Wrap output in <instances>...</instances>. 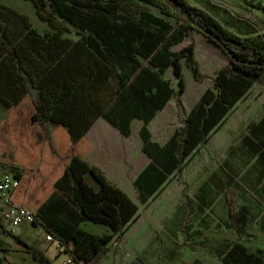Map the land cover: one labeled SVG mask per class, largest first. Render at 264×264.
<instances>
[{
	"label": "trees",
	"instance_id": "16d2710c",
	"mask_svg": "<svg viewBox=\"0 0 264 264\" xmlns=\"http://www.w3.org/2000/svg\"><path fill=\"white\" fill-rule=\"evenodd\" d=\"M30 1L35 15L47 23L42 32L26 14L0 4V106L7 110L0 120V166L19 179L13 201L36 209L32 224L52 236L68 263H88L138 216L134 200L81 158L91 149L84 138L91 124L102 116L128 136L130 121H142V150L151 162L134 186L139 195L141 183L155 193L165 174L181 168V160L205 142L228 108L264 79V50L187 0ZM189 30L228 57L231 75L219 70L213 87L189 111L182 137L175 140L174 134L168 146L159 147L149 141L147 125L173 92L162 75L171 67L182 87L179 59L185 57L199 76L191 44L178 53L171 49ZM72 33L77 37H69ZM88 173L96 189L86 182ZM224 188L229 215L237 223L233 187L227 183ZM83 221L111 232L90 233ZM11 235L35 261L54 264L41 249ZM221 264H264V250L249 251L236 242L223 252Z\"/></svg>",
	"mask_w": 264,
	"mask_h": 264
},
{
	"label": "rangeland",
	"instance_id": "374dc122",
	"mask_svg": "<svg viewBox=\"0 0 264 264\" xmlns=\"http://www.w3.org/2000/svg\"><path fill=\"white\" fill-rule=\"evenodd\" d=\"M187 1L218 19L248 44L264 50V0ZM0 4L26 14L38 31L47 26L35 15L30 0H0ZM148 8L163 17L157 7ZM169 20L176 22L174 18ZM69 37L77 36L72 33ZM188 44L193 46L199 76L195 77L185 57L179 59L182 87L171 67L162 75L169 80L173 92L166 106L147 125L149 141L159 147L168 146L174 134L175 140L182 137L189 111L198 104L202 92L213 87L218 71L231 75L228 57L199 32L189 30L182 42L172 45L171 49L178 53ZM138 59L147 65L142 58ZM141 125L142 121L134 118L129 123V135H120L117 150L123 169L121 173L111 174L116 185L136 203L138 216L122 236L112 235L105 253L95 254L87 264H221L223 252L236 242L249 251L264 250V79L251 85L228 108L222 122L205 142L181 160V168L165 174V181L155 193L150 194L141 183L139 195L134 186L135 177L151 162L142 150ZM85 180L97 188L90 173ZM227 183L233 187L236 198L240 219L237 223L228 212L224 188ZM81 224L90 233L111 232L105 225L89 221ZM20 226L14 229L16 234L41 250L48 249L51 255L54 243L46 242L37 226L26 221ZM0 246L4 247L0 258L3 252L6 254L4 264H41L34 262L15 237L2 227ZM66 257L63 253L53 263L62 264Z\"/></svg>",
	"mask_w": 264,
	"mask_h": 264
},
{
	"label": "crops",
	"instance_id": "0c3cea01",
	"mask_svg": "<svg viewBox=\"0 0 264 264\" xmlns=\"http://www.w3.org/2000/svg\"><path fill=\"white\" fill-rule=\"evenodd\" d=\"M46 28H48V27L46 26ZM46 28H44V29H46ZM44 29H42V31ZM42 31H38V32H42ZM6 117H7V110L0 106V120L4 119ZM120 135L124 136V134H122L120 132V130H118L116 127H114L110 123H108V120L106 118H104L102 116L99 117L97 120L94 121L93 124H91V126L89 127V129L87 130V132L84 136L85 140L91 144V149L81 155V158L83 160L90 163L91 165L98 167L101 171H103L107 175L108 179L114 185H116L117 182L111 176V174H113V173L118 174L119 171L121 173L122 172L121 170L123 169V162L121 161V159H118L121 157H119L118 150H117L118 149L117 142L120 139L119 138ZM110 159H112V162L109 161ZM139 173H137L136 177L139 175ZM115 174H113V175H115ZM136 177H135V179H136ZM34 210H36V209H34ZM81 226L83 227L82 224H81ZM4 228H3V231H5ZM15 235L19 236V238H21L22 240L25 241V239L21 235H19L18 233L17 234L15 233ZM46 242H49V241H46ZM26 243L29 244L28 242H26ZM51 243H54V246L51 247V249H50L51 255L48 254V249H42L41 251H43L50 258L53 257L52 258L53 260H54V258H57V259L60 258L63 254L59 251V249H61V247L57 244V242H51ZM30 245H32V244H30ZM35 247H37V246H35ZM37 248H39V247H37ZM22 249L25 251V248L23 246H22ZM39 249H41V248H39ZM0 250H4V247L0 246ZM27 254H29V253H27ZM30 257L35 262V260L32 258L31 255H30ZM5 258H6V254L3 252V256L0 258V264H4L3 261L5 260ZM67 260H69L68 256L66 258H63L62 262L67 261ZM80 264H87V263L83 262Z\"/></svg>",
	"mask_w": 264,
	"mask_h": 264
},
{
	"label": "built area",
	"instance_id": "2783aa9c",
	"mask_svg": "<svg viewBox=\"0 0 264 264\" xmlns=\"http://www.w3.org/2000/svg\"><path fill=\"white\" fill-rule=\"evenodd\" d=\"M19 179L12 172L0 166V223L5 227V230L11 234H15L14 229L19 227L23 222L32 223L36 211L26 206L18 205L13 201L14 193L18 186ZM9 229V230H7ZM38 231L44 234V239L51 242L52 236L43 231L41 226H38ZM70 260L64 261L62 264H67Z\"/></svg>",
	"mask_w": 264,
	"mask_h": 264
},
{
	"label": "water",
	"instance_id": "95a60500",
	"mask_svg": "<svg viewBox=\"0 0 264 264\" xmlns=\"http://www.w3.org/2000/svg\"><path fill=\"white\" fill-rule=\"evenodd\" d=\"M183 16H184V14L183 13H181Z\"/></svg>",
	"mask_w": 264,
	"mask_h": 264
}]
</instances>
